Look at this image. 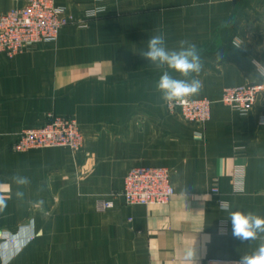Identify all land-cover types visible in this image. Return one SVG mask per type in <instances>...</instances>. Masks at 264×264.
Wrapping results in <instances>:
<instances>
[{
    "label": "crops",
    "instance_id": "obj_1",
    "mask_svg": "<svg viewBox=\"0 0 264 264\" xmlns=\"http://www.w3.org/2000/svg\"><path fill=\"white\" fill-rule=\"evenodd\" d=\"M26 2L0 0V13ZM55 2L86 24L68 23L53 41L0 54V193L8 205L0 233L17 238L0 245V264H184L189 248L193 264L250 254L259 241L233 237L220 201L264 216L263 108L257 102L241 113L220 97L225 86L263 80L264 0ZM159 33L169 49L187 40L200 51L203 88L193 97L212 100L207 122L169 113L156 90L160 71L140 53ZM51 113L77 119L82 150L11 149L23 129ZM137 165L170 170L171 200L131 205L117 197L97 210ZM14 175L30 181L20 199Z\"/></svg>",
    "mask_w": 264,
    "mask_h": 264
},
{
    "label": "built area",
    "instance_id": "obj_2",
    "mask_svg": "<svg viewBox=\"0 0 264 264\" xmlns=\"http://www.w3.org/2000/svg\"><path fill=\"white\" fill-rule=\"evenodd\" d=\"M94 14V11L90 12ZM73 19L65 7L55 0H27L21 7H14L0 13V54L13 56L32 45L55 40L61 28ZM220 101L233 109L246 113L257 102L263 112L260 123L264 124V68L263 80L254 83L225 86ZM170 113H179L186 120L205 123L211 118L212 100L208 97H188L183 102L167 103ZM3 133L0 130V140ZM84 134L77 119L70 115L49 114L47 121L40 126L23 129L11 145L13 151H26L33 148L64 146L73 151L84 147ZM241 177V176H239ZM235 179V185H242V177ZM217 191V188H213ZM175 194L170 178V170L164 166H132L124 177L123 187L113 191L108 197L97 200V210L105 211L114 206V199L123 198L126 204H167ZM3 243L15 244L16 234L8 231L0 233ZM233 259H209V264H236Z\"/></svg>",
    "mask_w": 264,
    "mask_h": 264
},
{
    "label": "clouds",
    "instance_id": "obj_3",
    "mask_svg": "<svg viewBox=\"0 0 264 264\" xmlns=\"http://www.w3.org/2000/svg\"><path fill=\"white\" fill-rule=\"evenodd\" d=\"M231 21H222L221 27L231 26ZM237 46L236 48H239ZM140 55L148 60L160 75L156 81V90L161 93V99L165 103H181L188 97L199 94L203 88V82L198 79L203 70V61L201 53L194 43L187 40H180L175 49L167 47L166 36L163 33L152 35L146 43V49ZM222 59V53H217ZM256 64V62H253ZM179 73L180 77L175 78L172 73ZM13 183L17 185L15 196L20 199L24 197L22 188L27 186L30 181L27 177L14 175ZM43 201L37 203L40 207ZM7 197L0 193V212L7 208ZM220 209L229 211L232 225V235L244 241L258 240V246L250 253L240 255L236 264H264V216L258 215L252 211L230 210L228 201H220ZM196 260V254L189 248L186 250L184 264H193Z\"/></svg>",
    "mask_w": 264,
    "mask_h": 264
},
{
    "label": "rangeland",
    "instance_id": "obj_4",
    "mask_svg": "<svg viewBox=\"0 0 264 264\" xmlns=\"http://www.w3.org/2000/svg\"><path fill=\"white\" fill-rule=\"evenodd\" d=\"M92 17V16H91ZM87 20H81L76 22L75 24H79V25H85ZM167 104V103H166ZM167 107V106H166ZM168 110V109H167ZM170 113V112H169ZM184 118V117H183ZM4 243L0 240V245H3ZM7 244V243H6Z\"/></svg>",
    "mask_w": 264,
    "mask_h": 264
}]
</instances>
